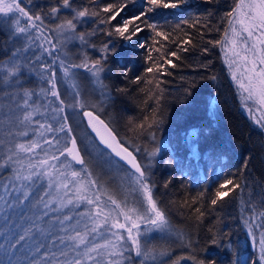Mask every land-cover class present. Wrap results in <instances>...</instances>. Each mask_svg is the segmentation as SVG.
<instances>
[{"label": "snow or ice", "instance_id": "6c2138e0", "mask_svg": "<svg viewBox=\"0 0 264 264\" xmlns=\"http://www.w3.org/2000/svg\"><path fill=\"white\" fill-rule=\"evenodd\" d=\"M90 2L95 3V0ZM31 3L32 0H28V4ZM184 3L187 0H141L138 14L113 25L112 21L121 15L125 4L109 3L90 13L87 7L74 8L73 0H58L46 13H36L24 4V0H0V25L8 28L13 44L5 51V58L0 59V257L6 258L0 259V264H131L135 258H140V264H147L149 260L166 255L141 242L142 224L147 225L149 231L172 230L166 212L154 197L148 171L160 148H141L133 143L134 151H130L109 123L97 114L102 109L95 103L90 104L78 85L72 83L71 102L62 96L54 66L58 64L63 78L69 81L75 76L73 69H83L103 90L106 88L101 79L106 71L104 64L108 54L115 50L111 38L118 36L132 47L148 51L146 41L132 43L133 37L149 29L156 37L163 36L167 40L168 36L157 30V24L150 22V16L157 9H176ZM62 8L71 12V18L61 20L52 28L44 24L46 17L58 20ZM101 12L108 14L106 18H100ZM227 16L230 19L223 38L209 43L221 45L226 56L232 54L234 59L226 62L239 88L247 93L243 99L264 108V0H238ZM89 21L97 26L90 31H78L81 24ZM100 25H109L110 30L105 31ZM130 25H133L131 29ZM98 32L109 40L97 49L91 37ZM73 41L81 45L78 63L60 55ZM86 48L97 49L100 57L92 60L84 51ZM153 50L160 53L158 58L163 63H157L149 52L146 60L150 66L145 68V74L159 72L164 64L176 67L171 57L181 59L176 51ZM180 50L188 51L187 48ZM241 51L246 54L242 55ZM45 55L50 62L44 60ZM241 65L243 71L238 77ZM33 75L40 86H30L29 77ZM132 82L153 83L144 76H136ZM194 86L193 82L190 87ZM155 87L159 88L158 82ZM147 95L157 104L161 99L152 89ZM69 107L81 109L99 143L110 150V155L129 166L120 179L119 190L111 188L107 181L102 182L84 159L66 115ZM152 112L151 122L149 117H144L140 123L130 120L129 128L135 136L147 134L155 139L150 130L158 123L156 109ZM201 134L199 128L187 133L193 155L199 152L196 141ZM97 148L93 146L92 150ZM141 151L148 157L147 165H142L134 154ZM97 156L110 163L104 152L97 151ZM73 162L81 166L79 170L73 168ZM228 185L232 187L222 190ZM164 187H168V182ZM234 190L242 192V185L233 179L225 180L216 189L211 205H216ZM252 211L253 215L244 222L253 241L259 245L258 262L264 264V230L258 242L254 231L257 227L264 229V211L257 213L254 208ZM195 212L196 219L204 214L200 208ZM257 218L259 224L254 223ZM178 236L183 239L182 233L178 232ZM218 243L219 234L213 233L210 244ZM182 259L184 257L178 258L174 264ZM188 259H193L195 264H218L215 259L207 262L195 257Z\"/></svg>", "mask_w": 264, "mask_h": 264}, {"label": "trees", "instance_id": "16d2710c", "mask_svg": "<svg viewBox=\"0 0 264 264\" xmlns=\"http://www.w3.org/2000/svg\"><path fill=\"white\" fill-rule=\"evenodd\" d=\"M236 2L238 0H187L176 9H157L150 16V22L156 23L157 30L167 35L168 39L156 37L149 29L133 37L132 43L146 41L148 51L132 47L130 42L113 36L111 42L115 50L108 54L104 64L106 71L101 75L106 86L103 90L83 69H73L75 76L69 81L63 78L59 65L54 66L62 96L71 102L72 83L78 85L82 96L102 109L97 114L109 123L130 151H134L133 143L141 148H160L148 171L150 182L154 185V197L158 206L166 212L172 230L149 231L147 225H141L142 244L166 252V255L158 256L155 261L149 260L147 264H174L180 257L184 259L179 264H195L188 257L206 262L215 259L218 264H233V261L236 264H243L244 261L252 264L256 261L249 238L241 226L238 203L242 198L244 206L264 211V134L241 111L237 90L221 58L220 45L209 43L223 38L230 19L227 13L233 10ZM56 3L58 0H32L28 4V0H24V4L36 13H46ZM109 3L126 5L121 15L112 21L113 25L122 23L141 10V0H95V3L73 0V7H87L91 13ZM107 15L101 12L100 18L104 19ZM67 18H71V12L62 8L58 20L46 17L44 24L52 28ZM96 26L89 21L81 24L78 31H90ZM100 27L110 30L109 25ZM129 27L131 29L133 25ZM108 40L109 37L100 32L91 37V43L97 49ZM189 40L191 43H183ZM12 46L8 28L0 25V59L5 58V51ZM155 48H160L161 53L176 51L181 59H170L177 66L164 64L159 72L145 74V68L150 66L146 60L149 52L157 63H163L158 58L160 53L153 50ZM182 48L188 51H181ZM97 49L86 48L84 51L95 60L101 55ZM80 52V42L73 41L64 47L60 55L78 63ZM136 76H144L153 83H133ZM212 76H215L214 80ZM157 82L159 88L155 87ZM193 82L195 86L190 87ZM29 84L38 87V79L30 76ZM141 88L145 91L141 92ZM149 89L160 94L158 104L149 99ZM153 108L156 109L158 123L150 131L155 139L147 134L135 136L129 128L130 120L140 123L144 117H149L151 122ZM66 115L91 169L102 182L107 181L111 188L119 190L120 179L129 167L97 143L86 127L81 109L66 108ZM192 128L202 130L196 141L199 147L196 155L190 150L192 145L187 139V133ZM93 146H98L96 151L92 150ZM97 151L104 152L110 163L99 158ZM134 154L142 165L148 164V157L143 151ZM227 179L240 183L242 192L234 190L216 205H211L216 189ZM165 182H168L167 188L164 187ZM231 187L228 185L222 190ZM196 208L204 213L199 219H196ZM178 232L183 234V239L179 238ZM213 233L219 234L216 245L210 244ZM131 264H140V258H135Z\"/></svg>", "mask_w": 264, "mask_h": 264}, {"label": "rangeland", "instance_id": "374dc122", "mask_svg": "<svg viewBox=\"0 0 264 264\" xmlns=\"http://www.w3.org/2000/svg\"><path fill=\"white\" fill-rule=\"evenodd\" d=\"M229 35H231V33H229ZM258 35V33H257ZM251 43V41L249 42ZM47 46V45H46ZM220 48V54H221V58L223 60V63L225 65V68L228 70V74H229V78L232 80L234 86H235V90H237V96H238V100H240V108L241 111H243L244 115L247 117V119L256 127L258 128L260 131L263 132L264 134V108L260 107L259 105H255L253 104L251 101H245L243 99V97L247 96V93L243 92L242 89L239 88L237 80L233 79V76L231 74L232 69H230L229 67V63L226 62V60H230V59H234V57H232L231 53H228V55H225V50L222 49L221 45L219 46ZM241 54L244 55L246 53H244L243 51H241ZM29 55H31V53H29ZM44 60L45 61H50V58L45 55L44 56ZM236 66L233 65V68H235ZM243 71V65H241L240 71H237V76L240 77L241 76V72ZM245 83H247V81H244ZM38 86H40V82L38 81ZM259 121V123L257 122ZM63 159V157L61 158ZM70 159V158H69ZM81 166H75L74 162H73V168L79 170ZM239 217L241 218V226L244 229V232L246 233L247 238H249V242H250V249H252V252L254 254V258L257 261V264H259L258 262V256H259V245L258 243L253 241V237L249 234V230L248 227L245 224V220L249 219L252 215H253V211L252 208H248L246 206H244L243 200L242 198L239 199ZM255 211L257 213H259L256 208ZM122 220V218H121ZM256 224L260 223L259 218H257V220L254 222ZM145 225V224H144ZM142 228V227H141ZM264 230L261 228H254V231L256 233V241L258 242L260 239V232ZM126 235V233H125ZM0 259H6L3 257H0Z\"/></svg>", "mask_w": 264, "mask_h": 264}, {"label": "water", "instance_id": "95a60500", "mask_svg": "<svg viewBox=\"0 0 264 264\" xmlns=\"http://www.w3.org/2000/svg\"><path fill=\"white\" fill-rule=\"evenodd\" d=\"M83 118H85L84 116H83ZM85 124H86V127L89 129V131L92 133V135H93V137L96 139V141H97V143L102 147V148H105L103 145H101L100 143H99V138L98 137H96V135H95V133L94 132H92V130H91V128H89L88 127V125H87V118H85ZM106 149V148H105ZM108 150V149H107ZM109 152H110V150H108ZM113 157H115L114 155H112ZM116 159H119V158H117V157H115ZM123 164H125L123 161H121ZM75 164V163H74ZM76 166H80V165H78V164H75ZM127 165V164H126ZM128 166V165H127ZM129 167V166H128Z\"/></svg>", "mask_w": 264, "mask_h": 264}]
</instances>
